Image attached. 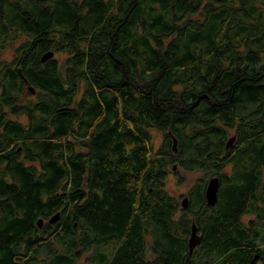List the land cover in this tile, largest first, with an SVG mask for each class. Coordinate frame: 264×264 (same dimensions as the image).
<instances>
[{"label": "trees", "instance_id": "1", "mask_svg": "<svg viewBox=\"0 0 264 264\" xmlns=\"http://www.w3.org/2000/svg\"><path fill=\"white\" fill-rule=\"evenodd\" d=\"M6 45L0 109L23 67L46 92L35 106L46 119L0 129L2 143L30 130L41 161L1 171L0 264H264V0H0V58ZM49 48L67 53L56 73L39 61ZM150 128L163 132L157 150ZM168 128L181 167L213 176L232 163L218 210L201 191L191 209L163 191ZM192 222L201 241L190 252Z\"/></svg>", "mask_w": 264, "mask_h": 264}, {"label": "flooded vegetation", "instance_id": "2", "mask_svg": "<svg viewBox=\"0 0 264 264\" xmlns=\"http://www.w3.org/2000/svg\"><path fill=\"white\" fill-rule=\"evenodd\" d=\"M48 50H52L53 54L50 57H48L44 60H41V56L43 55V53L45 51H48ZM45 51L40 52L39 61L42 64L54 62L53 63V65H55L54 73H56L58 71V68H59V62L54 55H55V52H57V51L54 50L53 48H49ZM34 69L35 70L33 72H36L38 70L37 65H34ZM16 71L18 72V75H19L18 76L19 77L18 84H17L15 91H7V99L4 101V106L0 109V113H1V115H0V129H7L8 123L11 121H15V122L22 123L21 127L29 128L31 126L32 128L30 130H32L35 127V122L37 120L46 119V117L41 115L40 109L35 107V106L39 105L41 102V100H40L41 92L40 91H42V90L38 85H36L34 82H32L26 76V74L24 73L23 67L18 68V70H16ZM42 92L46 93L45 91H42ZM72 97H73V94H72ZM71 103H72L71 104L72 106H73V104H75V102H73V100ZM18 106H25V107H18ZM68 110H72V112H71V115L69 116V121H68L67 127H66V137H67V142H69V143H67V145H68V147H70V154L72 153V156H73V152H74V148H75L74 145L76 142L75 130H74V118H73L74 106L69 108ZM46 112H52V110H47ZM31 114L34 115V119H30ZM32 120L34 122L30 123V121H32ZM53 120H54V118L52 119V121ZM48 126L50 127L51 125H48ZM30 130L22 131L20 129V130H16V131H11L10 133H7L5 135V139L3 140V143H2V141L0 142V147L2 149V150H0V175H1L2 170H4V169L9 170L11 168L12 163L15 161H20V162H23L25 164L28 163L33 168H39V169L41 168V161L36 158L37 157L36 153L33 152L31 149H29L25 143L26 139L29 138L27 136H28V132ZM167 132L169 134L168 138L166 139L167 140V146H170V150H171L170 156L173 158V161L170 163V169H171V171L178 173L177 182H180L183 179L179 174L180 168L182 171L183 170H191V169H187L185 166L181 167V165H180V163L183 162V160H182L183 158H182V156L177 154L178 153L179 136L174 134L169 128L167 129ZM0 133L3 136V132L1 130H0ZM233 134L236 135V138H235V141H236V139L238 138V133L234 132ZM173 137L176 138V149H173L171 146ZM9 138L11 139V142H9L6 146V148L3 149L2 146L5 145V142ZM220 151L222 152V154H220L218 162H221L220 159L222 157H225L226 160H228L230 158L229 150H225L223 148V150L220 149ZM67 156H69V154H67ZM58 157H59V155H58ZM70 158H72V157H70ZM86 160L87 159L85 158L84 162ZM173 166H175V167H173ZM222 170L221 171L219 170V173L217 174V176L219 178V182H220L219 186H218V191H220V189L224 183V178L222 177V175L224 173L230 172V171L225 172ZM175 173H173V174H175ZM5 176H10V175L6 174ZM165 176L163 178H160L161 182L164 180ZM210 177H211V175L207 174L206 178H204V177L199 178V180L201 181V184L198 182L199 183L198 185H200L198 188H196L197 183H194L189 188V190L187 189V191L182 194L180 201H179V205H181L180 206L181 208L191 209L192 206H194V207L197 206V204L193 205V203H192V198H193V195L196 191H201L203 194V201L201 202V204L202 205H208L206 202V199H205L204 192H205V186H206L207 180ZM154 180H155V177L147 178L145 181V184H149V182H153ZM144 191H147V193H151L154 190H153L152 186H148V189H145ZM185 198L187 199V202H186L187 206L186 207L182 206V203H181V201ZM217 204H218V195H217L216 203L212 205V206H214V208H216V210H218ZM56 211H60V213H61L62 210L60 209V207H58L55 209V211L53 213H55ZM52 214L48 215V217H50ZM40 217H42L44 219L42 225L45 222L49 223L47 221L48 217H44V216H40ZM197 228H198V225H197ZM189 232H190V230H189ZM197 232L200 234L201 231H199V228H198ZM188 235H189V233H188ZM187 238H188V236H187Z\"/></svg>", "mask_w": 264, "mask_h": 264}, {"label": "rangeland", "instance_id": "3", "mask_svg": "<svg viewBox=\"0 0 264 264\" xmlns=\"http://www.w3.org/2000/svg\"><path fill=\"white\" fill-rule=\"evenodd\" d=\"M7 47L8 46L6 45V47L4 48L6 50L2 53V58H0V60H2L5 57H10L11 51H10V48L9 47L7 48ZM54 56L58 59L59 69L60 70H61V68L63 69L64 68L63 64L65 62V58L67 57V53L63 52V51H57V52H55ZM81 96H82V91L79 88L77 94L74 97V102L76 103V101ZM248 110L249 109H247V111ZM150 132L152 135V145L154 147V150H157V147L160 145L161 141L163 140V132L159 129H156V128H150ZM233 133H234V130L232 128H230L227 136L229 137V135H232ZM226 162H227V160H226ZM238 168H241L240 164L238 165ZM37 169H39V168H37ZM231 169H232V163L231 164L228 163L224 167L223 171L229 172V171H231ZM173 173H175V172L171 171L170 165H169V171L167 172L164 180L161 182L162 183V189L164 191H167L170 195H172L175 199L178 200V206L181 209V207H180L181 205H179V201H180L182 194L185 193L187 191V189L189 190V188L194 183H197L196 188H198L200 186L198 184L199 183L201 184V181L199 180V178H201V177L206 178L207 174L205 173V170H203V169L195 168V169H191V170H183L182 171L180 168L179 174L183 179H182V181L177 182L178 173H175V174H173ZM219 194H220V191H219ZM195 207H198V204ZM252 217L253 216L251 214L247 213L243 216V220L247 221L249 218H252Z\"/></svg>", "mask_w": 264, "mask_h": 264}, {"label": "water", "instance_id": "4", "mask_svg": "<svg viewBox=\"0 0 264 264\" xmlns=\"http://www.w3.org/2000/svg\"><path fill=\"white\" fill-rule=\"evenodd\" d=\"M52 54H53L52 50L45 51L43 55L41 56V60H44L50 57ZM235 138H236L235 134L230 135L226 139L225 147L226 148L231 147L235 141ZM171 146L173 149H176V138L175 137H173ZM218 186H219V178L217 175L211 176L207 180V183L205 186V192H204L207 204L213 205L216 203L217 195H218ZM186 202H187V199L186 198L183 199L181 201L182 206L186 207L187 206ZM59 216H60V211H56L50 217H48L47 221L49 223H53L59 218ZM36 221H37V225L40 227L44 219L42 217H39L37 218ZM197 231H198L197 224L195 222H192L191 227H190V232L187 238L188 248L190 252H192L194 246H196L201 241V234H199ZM37 264H40V263H37Z\"/></svg>", "mask_w": 264, "mask_h": 264}, {"label": "bare ground", "instance_id": "5", "mask_svg": "<svg viewBox=\"0 0 264 264\" xmlns=\"http://www.w3.org/2000/svg\"><path fill=\"white\" fill-rule=\"evenodd\" d=\"M232 146H233V145H232ZM232 146H231V147H228V148H226V147H225V149H231V148H232ZM213 176H215V175H213ZM219 183H220V182H219Z\"/></svg>", "mask_w": 264, "mask_h": 264}]
</instances>
